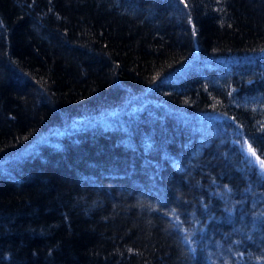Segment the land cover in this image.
Wrapping results in <instances>:
<instances>
[{"label":"trees","instance_id":"16d2710c","mask_svg":"<svg viewBox=\"0 0 264 264\" xmlns=\"http://www.w3.org/2000/svg\"><path fill=\"white\" fill-rule=\"evenodd\" d=\"M264 0H0V264H264Z\"/></svg>","mask_w":264,"mask_h":264},{"label":"rangeland","instance_id":"374dc122","mask_svg":"<svg viewBox=\"0 0 264 264\" xmlns=\"http://www.w3.org/2000/svg\"><path fill=\"white\" fill-rule=\"evenodd\" d=\"M264 170V169H263Z\"/></svg>","mask_w":264,"mask_h":264}]
</instances>
